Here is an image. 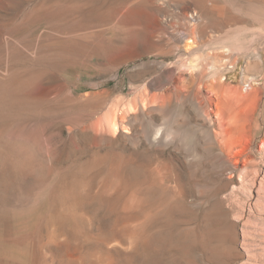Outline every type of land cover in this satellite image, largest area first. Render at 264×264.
<instances>
[{
    "label": "rangeland",
    "instance_id": "1",
    "mask_svg": "<svg viewBox=\"0 0 264 264\" xmlns=\"http://www.w3.org/2000/svg\"><path fill=\"white\" fill-rule=\"evenodd\" d=\"M30 13L49 20L34 36ZM87 17L90 28L62 29ZM227 51L239 64L225 87L244 94L252 79L255 96L238 126L215 82L187 69L222 67ZM143 100L155 102L141 111ZM108 110L126 136L100 142ZM217 138L233 143L236 173ZM119 160L131 188L165 204L103 206ZM106 257L264 264V0H0V264Z\"/></svg>",
    "mask_w": 264,
    "mask_h": 264
},
{
    "label": "bare ground",
    "instance_id": "2",
    "mask_svg": "<svg viewBox=\"0 0 264 264\" xmlns=\"http://www.w3.org/2000/svg\"><path fill=\"white\" fill-rule=\"evenodd\" d=\"M76 8H78V7H76ZM71 10L76 11V9H71ZM74 11H73V13H74ZM77 11H79V10H77ZM47 13H44V14L41 13L42 15L40 14L39 16H36L35 14L30 13V16L27 18L28 20H25V22L22 24V26H24L28 22V26H29V29H30V34L32 36H34L36 31L38 29H40V27H43L46 24H49V20L47 18ZM64 13H66V12H64ZM70 13H72V12L70 11ZM85 16H86V14H85ZM68 17H70V15ZM71 17H72V15H71ZM90 17H91V15H90ZM57 18H58V16H57ZM81 18H82V16H81ZM87 18H89V17H87ZM58 19H60V21H61V17L60 16H59ZM76 19H78V17ZM79 20H81V21H79L78 25H76L73 20H72L73 22H71V21L70 22L68 21V23L66 22L67 24L65 23L66 25H64L66 27H63L62 29H65V30L68 29L69 31H73V30H76L77 28H81V29L85 28L86 29V28H90L91 27L92 19L89 18V19H83V20L79 19ZM60 21H58V22H60ZM100 41H101V39H100ZM190 42H192V40ZM193 45H195V44H193ZM229 50H232V49H229ZM227 52H229L228 55H230V56H227V57H229L228 58L229 61L227 63H225L223 66L220 65L222 67H216L214 65L213 67L206 68V67L201 66L203 64L200 65V63L197 64L198 63L197 62L196 64H193V65L191 64L190 66H187L188 68L187 67L186 68L188 70L192 71V77H194V78L201 77V78H206V79H209V80H212V81L215 82L214 83V88H216V92H215L216 98L220 99L223 102L225 101V103L228 105L230 115L232 116L231 117V121H232V123H234L232 125H235V122L238 120V118L240 117L241 114L244 113V114L247 115V113H245V110H247V109H244V107L246 106L248 101H250L252 99V96H254V95H251L248 92L249 90H251L250 83L252 82L251 81L252 79L244 78V80L242 81L244 85L246 84V89H242L243 91L241 90L242 92H244V94L243 93H239V90L238 89L235 90V87H233V86L225 87V82L224 81L227 79V69L228 68H233L232 71H230V72L228 71L229 72L228 75L230 76V80L233 82V79H235V73L237 71V65L239 64V59L236 58L234 55H232L233 54L232 51H227ZM258 58L260 59V55L258 56V54H257L255 56V59H258ZM71 64H73V63H71ZM217 66H219V65H217ZM223 71H225V74H223ZM253 84H258V81H253ZM247 88H249V90ZM226 95H228L229 98H226L225 97ZM254 98H255V96H254ZM254 98L252 99L253 103H254V100H255ZM154 102L155 101L151 102V101H146V100L144 101L143 100L140 103H138L137 108L139 110L143 111L145 109V107H147L149 104L154 103ZM249 103H251V102H249ZM135 109H136V107L133 108V111ZM242 109H244L243 113H241ZM131 110L132 109H130V111ZM242 117H243V115H242ZM120 119L121 118L117 114H115V112L110 111V110H108V112H106L101 117V119L94 126V132L97 133V134L99 133V135H100V138H99V141L101 140L100 142H104L103 140H110L111 141V140H113V138L116 135H121V136L125 135L124 131L127 130V125H126V123L124 121L120 122ZM124 119L126 120L127 117H124ZM242 123H243V121H242ZM240 125H241V122H240ZM235 126H238V125H235ZM235 129H236V127H235ZM156 135L157 134H155V136ZM175 136L176 135H175V133L172 130H169L167 132V134H166V138H169V139H174ZM97 139H98V137H97ZM213 140H212V142H213L214 147H216V150L218 151V155L220 157H222L221 159L224 158V161H226V164L228 163L227 164L228 167H229L228 171H230V174H233V173H236L237 171H239L238 170V166L230 164V161H229V158H228V156L230 157L233 143L231 141H228V139L223 141V142H221V141L217 142L216 140H219L218 138L217 139H213ZM219 142H221V143H219ZM234 145H235V143H234ZM130 163H131L130 161H126V160H119V161H116L114 163V166L112 168L113 172L110 175V179L109 180L113 181L114 185H116V186H115V188L113 189L112 192H109L107 189H105L103 192H101L100 195H104L106 197L107 202H108V203H106L105 200H103V201L101 200L102 202H104L103 206L107 207V209H112V210L114 208L118 207L122 214L129 215L132 212H136V211L140 212V210H143L145 207L150 206V205L151 206L152 205H158V206L159 205H164L165 204V199H163V197L161 195H160L161 197L158 196L159 198L154 197V196L152 197V196L149 195V192H148L149 189L146 190V192H144L143 190L140 191L138 188L137 189L136 188H131L132 186L129 185L130 182L127 180V178H126V176L124 174V171L129 167ZM105 184H107V183H105ZM106 186H108V185H106ZM75 205H78V204L75 203ZM102 262L104 264H112L111 257H106Z\"/></svg>",
    "mask_w": 264,
    "mask_h": 264
}]
</instances>
